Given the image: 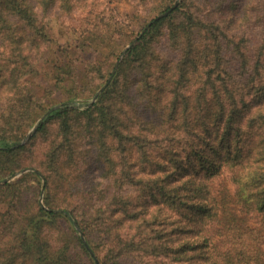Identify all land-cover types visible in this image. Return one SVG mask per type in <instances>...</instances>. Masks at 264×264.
Listing matches in <instances>:
<instances>
[{
	"label": "trees",
	"instance_id": "16d2710c",
	"mask_svg": "<svg viewBox=\"0 0 264 264\" xmlns=\"http://www.w3.org/2000/svg\"><path fill=\"white\" fill-rule=\"evenodd\" d=\"M184 1L128 48L97 101L82 111L59 107L39 127L62 120V148L70 151L75 135L87 132H70L69 121L97 112L119 164L117 195L110 201L87 195L79 200L89 207L91 220H84L86 209L78 215L47 197L49 208H38L30 237L25 228L35 264L52 261L42 235L47 225L61 221L74 233L80 225L90 248L78 236L80 251L89 255L92 249L99 264H110L94 246L96 230L99 237L115 238L119 212L134 215L141 229L163 209L191 233L179 242V251L197 252L196 264H264V25L259 36H250L246 25L215 20L198 2ZM54 2L0 0V35L18 38L19 44L26 35L44 38L36 6ZM163 36L178 54L169 62L158 49ZM60 147L51 154L58 168L64 156ZM226 172L235 184L232 193L217 183ZM68 179L65 191H78ZM141 239L139 256L145 257L152 242L145 235ZM124 249L120 252L127 255Z\"/></svg>",
	"mask_w": 264,
	"mask_h": 264
},
{
	"label": "rangeland",
	"instance_id": "374dc122",
	"mask_svg": "<svg viewBox=\"0 0 264 264\" xmlns=\"http://www.w3.org/2000/svg\"><path fill=\"white\" fill-rule=\"evenodd\" d=\"M176 1L178 5L173 10L185 3L184 0H55L51 5L36 6L44 38L28 39L26 35L19 44L18 38L0 35V264H35L24 242L25 228L29 226L30 237L35 231L33 220L38 208H49L47 197L74 208L78 215L86 209L84 220H91L89 207L80 205L83 196L110 201L117 195L119 159L112 145L108 146L111 135L101 128L97 112L75 115L69 121L70 132H87L85 136L75 135L70 151L62 148L64 140L59 134L64 132L62 120H51L46 128L38 129L59 107L82 111L97 101L128 48L145 32L141 33L142 29L167 17L173 10L156 19ZM197 2L215 20L246 25L250 36H259L255 34L264 25V0H190L188 4ZM160 40L163 44L158 49L163 57L168 62L176 59L177 51L167 38L163 36ZM31 131L32 135L26 139ZM60 145L59 154L64 156L58 168L51 154ZM65 178L79 190L66 192L62 186ZM217 183L230 193L235 190L228 172ZM166 213L171 211L161 210L154 223L139 229L134 215L119 212L115 238L99 237L96 230L94 246L110 264L117 260L120 264H196L197 252L179 251V242L186 240L185 236L190 238L191 233L180 229L183 222L177 225L176 215L167 218ZM75 229L77 233L61 221L45 227L42 235L49 241L52 258L48 264H56L58 256L60 264H94V261L99 264L92 249L89 255L80 251L77 237L88 244L87 235L80 225ZM144 235L152 244L145 257H140L139 244H145L141 239ZM134 239L136 245L131 244ZM123 247L127 255L120 252ZM65 254H69L66 262Z\"/></svg>",
	"mask_w": 264,
	"mask_h": 264
},
{
	"label": "water",
	"instance_id": "95a60500",
	"mask_svg": "<svg viewBox=\"0 0 264 264\" xmlns=\"http://www.w3.org/2000/svg\"><path fill=\"white\" fill-rule=\"evenodd\" d=\"M178 5V2L176 1L168 10H166L164 13H162V14H160L159 16H157V18L156 19H159V18H161V17H163V16H166V15H168L176 6ZM151 24V22L148 24V25H150ZM147 27L148 26H146L143 30H142V32L141 33H143L146 29H147ZM58 106H56L55 108H57ZM34 129H36V128H34ZM32 133H33V131H31L29 134H28V136H27V138L26 139H28L31 135H32ZM83 235V234H82ZM85 244L88 246V244L86 243V241H85Z\"/></svg>",
	"mask_w": 264,
	"mask_h": 264
}]
</instances>
